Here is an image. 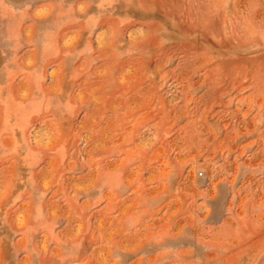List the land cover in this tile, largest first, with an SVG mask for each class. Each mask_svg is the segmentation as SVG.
Listing matches in <instances>:
<instances>
[{
  "label": "rangeland",
  "instance_id": "rangeland-1",
  "mask_svg": "<svg viewBox=\"0 0 264 264\" xmlns=\"http://www.w3.org/2000/svg\"><path fill=\"white\" fill-rule=\"evenodd\" d=\"M0 264H264V0H0Z\"/></svg>",
  "mask_w": 264,
  "mask_h": 264
}]
</instances>
